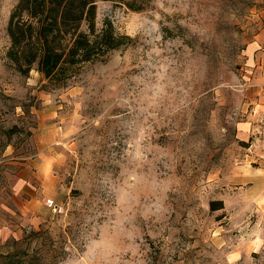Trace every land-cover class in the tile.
I'll return each mask as SVG.
<instances>
[{
  "label": "rangeland",
  "instance_id": "obj_1",
  "mask_svg": "<svg viewBox=\"0 0 264 264\" xmlns=\"http://www.w3.org/2000/svg\"><path fill=\"white\" fill-rule=\"evenodd\" d=\"M124 1L63 86L0 0V264H264V0Z\"/></svg>",
  "mask_w": 264,
  "mask_h": 264
},
{
  "label": "trees",
  "instance_id": "obj_2",
  "mask_svg": "<svg viewBox=\"0 0 264 264\" xmlns=\"http://www.w3.org/2000/svg\"><path fill=\"white\" fill-rule=\"evenodd\" d=\"M96 1L17 0L6 25L7 59L22 74L34 68L45 80L66 85L84 65L131 40L109 19L96 27Z\"/></svg>",
  "mask_w": 264,
  "mask_h": 264
}]
</instances>
